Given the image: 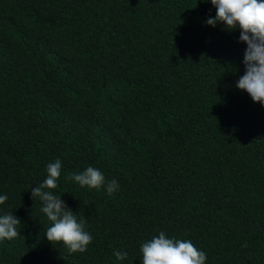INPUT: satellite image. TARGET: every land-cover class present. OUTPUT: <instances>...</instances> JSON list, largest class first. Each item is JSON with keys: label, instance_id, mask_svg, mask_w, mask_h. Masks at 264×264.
Masks as SVG:
<instances>
[{"label": "trees", "instance_id": "trees-1", "mask_svg": "<svg viewBox=\"0 0 264 264\" xmlns=\"http://www.w3.org/2000/svg\"><path fill=\"white\" fill-rule=\"evenodd\" d=\"M215 15L210 0H0V216L21 221L0 264H142L160 232L205 264H264V107L236 88L246 45ZM57 159L82 253L46 240L31 198ZM89 166L119 189L66 179Z\"/></svg>", "mask_w": 264, "mask_h": 264}, {"label": "clouds", "instance_id": "clouds-1", "mask_svg": "<svg viewBox=\"0 0 264 264\" xmlns=\"http://www.w3.org/2000/svg\"><path fill=\"white\" fill-rule=\"evenodd\" d=\"M210 3L216 15L215 18L207 19V25L215 27L222 23L228 32L238 28L239 42L246 45L243 55L245 73L239 78L236 88L246 92L253 103L264 107V0H210ZM60 172L59 159L49 163L46 166V178L31 189V198L39 199L43 205L42 213L51 222L44 235L46 240L52 245L62 244L70 253H82L92 242V235L85 230V219H78L61 196L53 193ZM66 179L89 189L104 187L110 195L119 189L116 180L106 181L103 173L91 166L83 172L69 174ZM6 200V195H0V205ZM20 225V219L12 213L0 216V241L19 237L17 228ZM140 253L142 264H205L206 261V254L191 241L168 238L163 232L142 243ZM127 255L126 251L114 252L118 261L126 259Z\"/></svg>", "mask_w": 264, "mask_h": 264}]
</instances>
